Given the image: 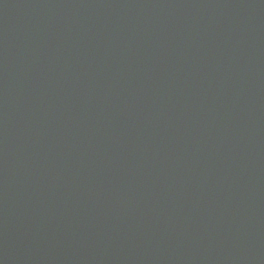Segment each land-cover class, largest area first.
I'll return each instance as SVG.
<instances>
[{
    "label": "water",
    "instance_id": "95a60500",
    "mask_svg": "<svg viewBox=\"0 0 264 264\" xmlns=\"http://www.w3.org/2000/svg\"><path fill=\"white\" fill-rule=\"evenodd\" d=\"M0 7L7 13L0 15V65H18L14 52L25 65L46 73L47 82L50 71L44 65L68 75L67 90L79 110H86L79 112L84 126L74 113L75 126L83 128L78 156L93 157L101 177L89 183L100 190L102 200L117 201L116 207L105 208L102 200L93 204L108 211L103 218L113 227L134 239L139 236L136 241L143 247L138 258L146 264H264V0H3ZM165 17L173 19L171 35L177 40L157 51L145 45L150 32L142 22ZM111 36L118 57L102 47V40ZM93 49H104L98 77L71 65L75 60L94 69L96 64L85 55ZM147 60L157 65L167 60L168 68L155 74L145 68ZM119 65H130L146 77L144 88L130 84L135 96L118 98L130 112H141L144 121L125 133L103 126L98 104L103 76L115 89L122 85L115 77L121 73ZM42 83L53 99L50 119H56L63 114V94ZM0 89L5 93L10 87L2 82ZM126 94L123 89L114 93ZM187 95L197 104L183 101L180 110L170 109L174 99ZM153 101L161 104L159 109ZM199 112L207 120L195 122ZM144 113L178 126L186 119L199 133L188 130L181 140L165 133L157 137L158 117L146 120ZM64 116L71 125L70 114ZM31 128L39 134L35 125ZM62 133L56 132V149L75 159L68 135V146L61 147ZM87 134L92 135L88 145ZM0 135L18 137L16 131ZM105 137L122 142L110 151L124 153L101 154ZM76 220L57 236L31 226L33 237L25 248L35 252L23 257L33 259L31 264H46L44 258L54 264L52 256L62 264H115L98 236L87 242L83 232L69 235L83 224ZM13 225L0 212V233ZM84 231L90 233L87 227Z\"/></svg>",
    "mask_w": 264,
    "mask_h": 264
},
{
    "label": "bare ground",
    "instance_id": "6f19581e",
    "mask_svg": "<svg viewBox=\"0 0 264 264\" xmlns=\"http://www.w3.org/2000/svg\"><path fill=\"white\" fill-rule=\"evenodd\" d=\"M225 79H228V77H225ZM207 105L209 106V102H207ZM150 158V156H148ZM23 233H28L29 234V231L27 229H23ZM28 236V235H26Z\"/></svg>",
    "mask_w": 264,
    "mask_h": 264
}]
</instances>
